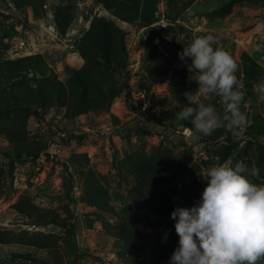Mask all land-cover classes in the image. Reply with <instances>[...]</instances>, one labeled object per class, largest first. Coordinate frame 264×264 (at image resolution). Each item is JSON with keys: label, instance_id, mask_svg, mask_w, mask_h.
I'll use <instances>...</instances> for the list:
<instances>
[{"label": "rangeland", "instance_id": "obj_1", "mask_svg": "<svg viewBox=\"0 0 264 264\" xmlns=\"http://www.w3.org/2000/svg\"><path fill=\"white\" fill-rule=\"evenodd\" d=\"M36 1L37 5L33 1L0 0V66L36 57L47 75L65 83L68 69L82 65L77 43L90 29L93 17L111 15L97 0ZM151 20L154 23L148 28H159L160 34L152 39L153 62L168 67V75L179 71L187 76L191 82L188 92L197 90L196 73L177 53L194 38L213 35L233 58L237 65L235 87L244 93L240 110L246 125L238 130L240 136H234L228 126L204 136L193 127L178 124L173 129L168 121L158 123L161 111L173 116L180 111L178 102L170 99L168 75L156 70L149 76L143 69L145 50L140 40L147 37L148 30L141 28L138 20L116 21L125 32L126 67L123 73L115 74L121 93L109 96L108 111L75 117L64 108L49 109L35 117L10 108L7 115H0V125L20 120L26 138L45 145L35 158L16 160L7 154L8 142L0 136V231L10 230L32 242L0 245V264H48L52 254L64 264L73 242L64 229L41 217L43 211L74 225V243L80 252L77 264H133L116 245L122 228L135 232L139 243L163 238L158 250L165 252V257L158 264H168L178 241L174 221L170 214L162 215L149 206V201L137 202L141 182L134 168L142 154L154 149L159 150L153 159L157 167L152 168L147 183L152 180V188H166L169 213L177 206L191 207L198 200L206 183L199 174L216 163L243 161L250 170L260 169L257 176L249 178L264 183V2L157 0ZM99 68L112 76L105 64ZM13 79L18 87L31 76ZM2 96L8 99L4 93ZM197 98L223 111L220 98L214 94L197 92ZM256 118L263 134L254 142L250 132ZM73 156L79 160L86 156L87 165H72L69 160ZM88 169L97 174L108 192L114 214L100 215L82 202L81 174ZM65 171L71 175L69 196L65 193ZM18 202L24 204L22 211L14 207ZM130 207L136 215L127 212Z\"/></svg>", "mask_w": 264, "mask_h": 264}, {"label": "trees", "instance_id": "obj_2", "mask_svg": "<svg viewBox=\"0 0 264 264\" xmlns=\"http://www.w3.org/2000/svg\"><path fill=\"white\" fill-rule=\"evenodd\" d=\"M25 1L27 3L33 1L36 5L38 3L36 0ZM244 1L251 4L264 2V0ZM156 3L157 0H122L121 2L116 0H97V4L108 12L111 17L102 15L93 17L90 29L82 35L77 43V52L81 58L82 65L79 69H68L69 77L65 83H61L54 77L47 75L48 73L40 59L36 57L8 62L3 67L0 66V115H7L10 108L17 109L21 114H31L35 117H40L41 113L49 109L59 110L64 108L66 114L75 117L89 111H108L111 105L108 102L109 96L116 95L120 90L116 86L118 79L115 74L123 73L126 67L124 59L126 55L125 32L119 23L138 20L140 27L148 30L147 37H143L140 40L141 46L145 50L146 64L143 69L149 76H154L156 70L157 73H166L168 75V67H164L162 63L153 62L154 52L152 51L154 48H152V39L160 34L158 32L159 28L148 27L154 23L151 17ZM64 25H66L65 21ZM100 64H105L111 70L112 76L108 77L103 73L99 68ZM185 64L191 68L190 61ZM22 75L24 77L30 75L31 79L28 82H19V86L15 87L17 82L13 78ZM167 77L169 79L168 91L170 99L173 102H178L181 110V107L188 105L184 100V93L189 91L191 82L187 76L179 71H173ZM122 84L124 85V83ZM3 93L8 96V99L2 96ZM119 93H121V90ZM170 113L161 111L160 119L157 122L168 121V127L173 129L178 124L183 128L192 129L189 122L179 121ZM150 116L152 117L153 115ZM19 122L20 120H12L0 125V136L4 137L9 145L7 154L16 160L29 157L35 158L45 148V145L28 140L25 136V126ZM254 126L250 135L253 136L254 142H257V136L263 134L259 118H256V125ZM157 156H159V150L154 149L142 154L139 159L140 163H136L135 174L141 182L138 189L137 202L138 204L141 203V199L145 202L149 201V206L158 209L162 215L166 216L170 214L165 208L169 199L166 194V188H152V180L149 183L151 186L147 183V178L152 172V168L155 170L157 167V164L153 162V159ZM69 162L75 166L87 165L86 156L83 157V160H79L78 156H73ZM65 175L67 177L64 183L65 193L69 196L72 189L71 175L67 171H65ZM81 178L83 179L82 202L93 208L100 215L114 214L109 194L99 183L97 174L88 169L82 172ZM172 203L177 205L178 200L173 198ZM23 206V203L18 202L14 207L17 211H22ZM127 212L136 215L133 207L128 208ZM41 217L45 218L48 224L66 231L68 238L73 243L68 247L69 255L64 264H77L80 252L74 243V225H69L55 215L44 211L41 212ZM163 241L164 239L160 237L139 243L135 232L128 228H122L117 235L116 245L119 252L130 257L133 264H158L165 257V252L158 250L161 245L160 242ZM31 243V238H21L10 230L0 231V245H27ZM48 262V264H63L62 261L56 260L53 254Z\"/></svg>", "mask_w": 264, "mask_h": 264}, {"label": "clouds", "instance_id": "obj_3", "mask_svg": "<svg viewBox=\"0 0 264 264\" xmlns=\"http://www.w3.org/2000/svg\"><path fill=\"white\" fill-rule=\"evenodd\" d=\"M177 56L187 64L190 61L198 87L195 93H184L188 105L181 107L175 119L189 122L195 133L204 136L228 126L239 137L246 116L240 110L244 93L235 87L233 58L211 34L197 36ZM197 92L219 97L223 111L201 102ZM259 172V168L250 170L243 161H235L213 164L199 174L206 183L198 200L170 213L178 241L168 264L264 261V183L249 178Z\"/></svg>", "mask_w": 264, "mask_h": 264}]
</instances>
